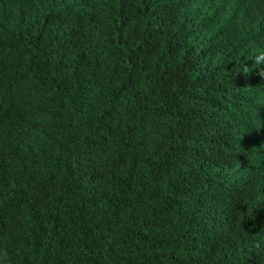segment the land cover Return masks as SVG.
Returning <instances> with one entry per match:
<instances>
[{
    "label": "trees",
    "instance_id": "obj_1",
    "mask_svg": "<svg viewBox=\"0 0 264 264\" xmlns=\"http://www.w3.org/2000/svg\"><path fill=\"white\" fill-rule=\"evenodd\" d=\"M264 0H0V264H264Z\"/></svg>",
    "mask_w": 264,
    "mask_h": 264
},
{
    "label": "clouds",
    "instance_id": "obj_2",
    "mask_svg": "<svg viewBox=\"0 0 264 264\" xmlns=\"http://www.w3.org/2000/svg\"><path fill=\"white\" fill-rule=\"evenodd\" d=\"M257 63H260L262 61H264V51H260L259 55L256 58Z\"/></svg>",
    "mask_w": 264,
    "mask_h": 264
}]
</instances>
